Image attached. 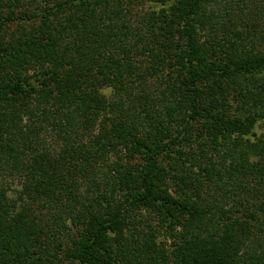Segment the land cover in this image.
Masks as SVG:
<instances>
[{
	"label": "trees",
	"instance_id": "trees-1",
	"mask_svg": "<svg viewBox=\"0 0 264 264\" xmlns=\"http://www.w3.org/2000/svg\"><path fill=\"white\" fill-rule=\"evenodd\" d=\"M262 123L264 0H0V264H264Z\"/></svg>",
	"mask_w": 264,
	"mask_h": 264
},
{
	"label": "rangeland",
	"instance_id": "rangeland-1",
	"mask_svg": "<svg viewBox=\"0 0 264 264\" xmlns=\"http://www.w3.org/2000/svg\"><path fill=\"white\" fill-rule=\"evenodd\" d=\"M256 132H257L258 135H260V134H262L264 132V124L263 123L262 124H259L257 126Z\"/></svg>",
	"mask_w": 264,
	"mask_h": 264
}]
</instances>
